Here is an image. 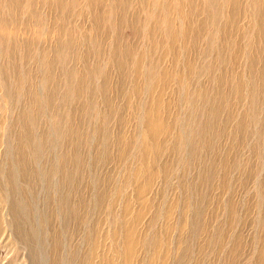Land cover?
<instances>
[{
	"label": "rangeland",
	"instance_id": "1",
	"mask_svg": "<svg viewBox=\"0 0 264 264\" xmlns=\"http://www.w3.org/2000/svg\"><path fill=\"white\" fill-rule=\"evenodd\" d=\"M22 1L0 0V264H264V0Z\"/></svg>",
	"mask_w": 264,
	"mask_h": 264
},
{
	"label": "bare ground",
	"instance_id": "2",
	"mask_svg": "<svg viewBox=\"0 0 264 264\" xmlns=\"http://www.w3.org/2000/svg\"><path fill=\"white\" fill-rule=\"evenodd\" d=\"M11 2H12V8L14 9V8H22L23 7V3H21V2H23L22 0H10ZM60 1V4H61V7H62V1L63 0H59ZM188 1V0H187ZM215 0H209V2H211V3H213ZM31 4V3H30ZM73 7L75 8L76 6H75V4H73ZM167 8V7H166ZM65 11H72V8H68L67 10H66V8H65ZM71 13V12H70ZM261 14V13H260ZM183 18H184V16H183ZM193 19V18H192ZM60 22L58 23L59 24V32L62 34V35H64L63 34V31L65 32V28L63 27V24H62V22H61V19L59 20ZM182 21V20H181ZM63 22H64V20H63ZM9 24L10 23H8V22H6V21H4V19H2V21L0 20V49H6V50H8V49H16V47H15V36H14V34L13 33H11V32H9L8 31V26H9ZM27 26H29V24L27 23ZM169 28H172L171 27V25L169 26ZM7 32V33H6ZM170 32V31H169ZM186 32H187V30H186ZM6 34V35H5ZM185 35V34H184ZM170 36H172V34H171V32H170ZM181 35L179 34V37H180ZM186 36V35H185ZM172 38L174 39L175 38V34H173V36H172ZM70 39H72V38H70ZM185 39H186V37H185ZM66 44L69 46V47H71V45L73 46L74 45V43L72 44L71 43V41H68V42H66ZM117 48H119V47H117ZM115 50V49H114ZM117 50V49H116ZM119 50V49H118ZM155 50V49H154ZM124 51V50H123ZM130 51V50H129ZM130 53V52H129ZM132 53V52H131ZM130 53V54H131ZM156 53V52H155ZM134 54V53H133ZM132 54V55H133ZM254 54V53H253ZM3 55H6V54H4L3 53V51H1L0 52V56H3ZM7 55H9V51L7 52ZM112 55V54H111ZM118 55V51L116 52V53H114V57H116ZM129 55V54H128ZM124 56V61H126V56H127V54L126 55H123ZM141 56V55H140ZM7 57V56H6ZM133 57V56H132ZM129 58H130V55H129ZM137 58V57H136ZM161 58V57H160ZM255 58V57H254ZM128 59V58H127ZM132 59H134V57L132 58ZM132 59H130L131 61H132ZM139 59V58H138ZM252 59V58H251ZM47 60V59H46ZM45 60V61H46ZM122 60V59H121ZM129 60V59H128ZM163 60V59H162ZM121 63L123 62V61H120ZM256 62V61H255ZM139 62H137V64H138ZM143 62H141L139 65H141ZM257 63V62H256ZM120 64V63H119ZM153 64V66H151L147 71H146V73H150L149 75H148V80H150V81H152V80H157V78H158V76H159V74H160V65H155V63H152ZM253 65V64H252ZM121 66V65H120ZM125 67V66H124ZM256 67V66H255ZM87 69H89V68H87ZM119 69H121L120 67H119ZM254 69H256V68H254V65L252 66V71H254ZM259 69V68H258ZM121 70H123V69H121ZM97 73H99L100 74V72H98V69H97V71H96ZM121 72V71H120ZM255 72V71H254ZM145 73V72H144ZM264 72H261L260 70H259V73H256V75L259 77L257 80H259L260 78H261V76H262V74H263ZM8 76H10V75H8ZM264 76V75H263ZM262 76V78H264ZM45 78V77H44ZM43 78V80H42V82L45 84V85H48L49 84V82H46V80ZM123 80V79H122ZM263 82V81H262ZM151 84V83H150ZM0 88H2L4 91H6V95L9 97V98H13V97H16V95H17V92L16 91H14L13 90V86H12V81H10L9 79H8V77L7 76H5V74H3L2 73V71H0ZM104 88H105V90H104V92H108L109 91V87L107 86V85H105L104 86ZM25 91H26V96H27V100H28V103H27V105L26 106H28V110H30V111H28L27 110V113L28 114H31V111H33V112H38L39 110H40V108H41V105L39 106V105H36L35 104V102H37V103H41L42 101L41 100H39V99H36L34 96L36 95V93H35V91L33 90V86H30L28 89H25ZM251 100H252V104H254L255 105V108H257V104H256V101H259L260 100V98H259V96L258 95H255V94H253V93H251ZM1 97L3 98V96L1 95ZM53 98V95H48L47 96V99H49V100H51ZM207 98V97H206ZM46 99V100H47ZM41 104H43V102L41 103ZM214 108V107H213ZM212 108V110H211V115H212V117L213 118H211L210 116H209V121H207L206 123H204L203 124V126L205 127V130L206 131H209V129H211L212 128V120H213V122H214V120H216V118H218V115L220 116L221 115V111H220V109L219 108H214L213 109ZM254 108V111H256V109ZM111 110H112V108H111ZM156 110H157V107H156V109H151L150 110V112H154V116H152L149 120H148V124H147V130H148V138L149 139H157L156 138V136L157 135H160L163 131H164V129L162 128V122H161V120H160V117H159V113L157 114V112H156ZM200 126H198L197 127V125H194V129L195 130H197L198 128H199ZM33 128H34V126H32V125H28V124H25L24 125V131H26V134L28 135V137H30L31 138V136H32V132H33ZM201 128V127H200ZM3 129L1 128V126H0V131H2ZM198 131V130H197ZM44 134H45V132H44ZM44 137H45V135H44ZM145 138H147V137H143V139L144 140H146ZM158 140V139H157ZM156 140V141H157ZM127 147H128V149H127V151L129 152L130 150H132V149H135L133 146H132V144H128L127 145ZM151 147V146H150ZM157 147H158V144H157ZM155 148V147H154ZM157 149H160V148H157ZM173 149V148H172ZM20 151L23 153V151H24V149L23 148H20ZM154 151V150H153ZM155 151H157V150H155ZM175 151L177 152V147L175 148ZM101 197L99 198V200L101 201ZM72 215V214H71ZM128 240V236H127V238H126V241ZM132 247V245L130 244L129 245V247L128 248H131Z\"/></svg>",
	"mask_w": 264,
	"mask_h": 264
}]
</instances>
